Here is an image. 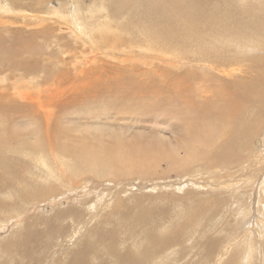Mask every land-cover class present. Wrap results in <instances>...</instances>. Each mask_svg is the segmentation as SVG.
<instances>
[{
	"label": "rangeland",
	"instance_id": "rangeland-1",
	"mask_svg": "<svg viewBox=\"0 0 264 264\" xmlns=\"http://www.w3.org/2000/svg\"><path fill=\"white\" fill-rule=\"evenodd\" d=\"M100 1L107 3L105 10L116 8V0ZM100 1L93 4L89 0H66V4L56 2L53 7L55 13L52 12L55 16L44 14L46 19L53 16L50 20H44V24L63 27L59 22H73L74 27L69 24L78 31L81 38H91L98 31H104H93L96 26L90 23L96 13L103 11V8L97 5ZM249 1L251 8L264 13V5L261 6L264 0ZM5 2L6 0L3 1L4 4ZM208 3L206 11L194 13L193 18L198 21V25L202 24L203 28L209 29V33H212L210 41L215 47L216 42L212 35H218L220 43L217 45L220 44V49L217 52L206 53L208 47H204L203 41L206 38H202L204 35L206 37L204 31L201 36L196 37L194 33L193 39L187 40L183 25L177 21L176 12L156 15L157 10L167 8L164 2L158 5L159 9L153 7L152 13L146 11L147 15L137 14L138 11L133 12L134 17L122 15L119 21L124 27H120L117 22V26H111L112 36L125 37V40L114 48L116 51L108 44H105L107 47H98V50L94 51L90 45H76L75 41L67 44L76 34L70 32L72 29L64 28L65 26L58 30L65 37H58L57 43L64 47H49L55 52L56 59L60 60L52 63L51 70L56 74L59 72L58 76L65 78L70 85L67 94L59 102L62 115L61 122L56 124V131L60 130L56 132L59 138L57 139L55 134L52 139L54 143L47 141L46 144L45 140H42L38 147L32 145L25 150L14 145L6 148L0 146V172L6 167L5 178L9 181L5 191L0 193L2 249L7 243L14 249L17 243L15 239L22 241L23 233L31 232L33 236L25 248L30 249V254L34 257H38V264H67L70 259L67 254L85 245L91 247L83 254L85 264H128L129 261L124 260L125 256L144 260L148 253H158L166 247L164 253L167 252V264H223L236 255L239 259L247 256L249 243L253 239L258 240L261 235L260 230L248 222V219H251L250 221L257 224L256 198L264 187V177L261 173L251 190V201L254 204L253 209L248 212L246 222L234 219L233 210L236 208V196L240 195L243 200L246 192V184H243L246 177L243 175L246 174L248 163L251 162L254 165H251L252 169L256 170L264 165V92L259 97L249 98L247 105L250 109H246L241 116L242 120L248 121L245 114L249 111V117L254 123L256 113H259L258 126L254 124L257 129L255 135L248 136L244 132L246 122H240L235 124L232 135L224 139L231 156L237 155L239 161L248 159L242 164L243 167L239 166L238 169L234 167L228 170V162H234L230 154V160L224 164L220 159L215 165L205 164L198 157L200 152L207 150L204 143L200 145V150H197L188 145L185 139L178 143L171 140L173 124L169 123L170 115H167V110L179 102L182 110H197L194 120L199 124L205 115L208 117L203 120L214 118L209 112L224 106L227 107L226 110H234L242 102V98L234 92L235 89L226 84V80L234 77L231 70L249 73L245 72L244 68L245 55L241 57L237 53L238 49H235V46L240 47L243 44L245 37L251 36L244 28L247 23L245 19H248L247 9L244 7L245 0H208ZM179 5L187 6L186 3ZM4 11L5 9L0 7V22L4 21L6 15L10 17V12ZM131 19L133 22H130ZM41 20H33V17L29 20L16 18L15 23L22 26L29 24L28 29H32L40 27L41 24H32ZM53 27V35H59ZM143 31L145 35L160 34L166 37L167 48H147L144 45L146 42L140 40ZM226 31L233 32V45L225 43ZM260 33L264 37V31ZM258 37L259 35L257 41ZM50 38L53 39H33L38 45L35 46L44 50ZM162 50L166 52L163 53ZM104 54L117 56L119 61L105 58ZM52 56L53 54H50L51 58H47V55H42L39 71L36 70L33 74L46 76L43 66L55 61ZM35 57L39 58V55ZM258 66L260 69L256 70L263 73L264 78V61L255 65ZM14 69L19 71L22 67ZM4 71L6 68L0 65V72ZM6 76L10 79L14 75L9 72ZM62 89H65L64 85ZM117 93L119 98L126 96L128 102L135 100L141 112L153 102H158L157 109L161 111L144 114L140 118L131 111H127V114L120 113L108 106L116 101ZM175 94L180 95L181 99L175 98ZM13 98L21 100L17 95ZM82 104L85 106L77 107ZM0 111H3L2 108ZM16 115L19 116L20 124L30 119L29 112L22 108ZM0 119V128H12L18 134L31 127L10 125L7 123L9 118L6 113L2 114ZM159 119L166 123L158 121ZM221 122L214 118L213 126L218 129ZM100 128L106 130L101 131ZM62 129L67 132L64 130L62 133ZM7 130L0 129V136L6 137L5 135L10 133ZM216 131L214 137L205 142L208 148L221 142ZM26 132L20 139L25 136L33 139V136ZM113 132L120 136L116 133L112 136ZM67 134L73 137V141L66 138ZM71 143L76 148L86 147L90 155H83V158L78 152L80 149L77 152L71 151ZM249 143L252 148L251 155L247 149ZM7 144L11 143L8 141ZM41 156L46 158L44 163L47 167L33 162L34 158ZM257 163L258 167L255 166ZM216 174L220 175L218 179ZM227 179H234L230 186L222 183ZM218 183L221 184L219 187ZM206 184L209 186L205 187ZM232 185L236 188L235 195L229 190ZM44 192L48 193L47 196L40 197ZM217 192L222 193L216 194ZM101 197L103 198L97 210L86 208L89 204H95ZM210 199L214 202L209 207V213L202 214L206 208L203 202ZM118 202L120 203L116 207ZM69 206L79 209L77 216L72 220L64 215L58 217V214ZM114 207L116 209H113ZM125 208L128 214L118 217L123 210V213L127 212ZM142 211H148L146 221L143 215L139 214ZM232 219V225L228 227L227 223H231ZM46 223L52 227H48ZM95 227L97 230L94 231ZM163 227L167 230H163ZM149 233L156 236V240L161 244L153 248V251L145 252L143 247L148 244L146 234ZM207 241L215 247L211 256L205 255L202 248L203 243ZM113 243L117 254L108 251ZM12 254L1 253L0 263L26 264L22 255Z\"/></svg>",
	"mask_w": 264,
	"mask_h": 264
},
{
	"label": "bare ground",
	"instance_id": "bare-ground-1",
	"mask_svg": "<svg viewBox=\"0 0 264 264\" xmlns=\"http://www.w3.org/2000/svg\"><path fill=\"white\" fill-rule=\"evenodd\" d=\"M3 1L4 0H0V7H3L5 9L4 12H7V13L10 12L9 13L10 17L6 15V17H4V21H2L3 20L2 18L1 20L2 22H0L1 24L0 25V65L6 68V71L0 72V108H2L3 110V111H0V116L6 113L9 118L7 120V123H9L10 125L11 124H13L14 126L19 125L21 127L23 125H26V127L27 126H31V127L26 128L24 133L20 131V134L12 130V128L8 130L4 127L0 128L2 131L3 130L10 131V133L6 131L8 133L7 135H5L6 137L0 136L1 148L11 147L12 145H14V147H19V149L25 150V148H28L29 146H32V145L33 147L37 146L38 143H40V141L42 142V140H45V143L47 144L48 143L47 141L51 142L53 137H55L56 132L60 131V130L56 131L57 129L56 124L61 122V119H62V115L59 111V102L61 98H63L67 94L70 85L65 78H60L58 76L59 72L56 74L51 70L52 63L55 64L57 62H60V60L56 59L55 52H53V50H50L49 47L52 48L54 46V47L61 48V49L64 47L57 43V38L60 36H64V34L59 33L58 30H61V28H63L64 26H65L64 28L66 29H69V30L72 29L70 30V32L73 31L76 34L75 37L72 38V40L67 42V44H72V41H75L76 45H80V44L81 45L84 44L86 46L90 45L92 51L98 50V47L100 48L107 47L105 44H108V46L112 45L113 48L112 47L110 48L116 51V49L114 48H116V46L119 45V43H122L125 40V37L112 36L111 26L112 25L117 26V23H118L120 27L121 26L124 27V24H121V21H119V18H121L122 15L126 14V15H129L130 17H134V15L132 14L133 12H137V11H138L137 14L147 15L146 11L149 10V13H152V11H154L152 10L153 7L158 8V5L164 2L167 8L165 10L164 9L157 10L156 15L159 13H163V12H166V13L176 12L178 14L177 21L180 22L181 25H183V29L185 30V37H187V40L191 38L193 39L194 33H196V37L201 36V32L204 31L206 34V37L204 35L202 36V38H206L205 40H203L205 44L204 47L205 46L208 47L206 50L207 51L206 53L217 52L220 49L219 47L220 44L219 46L217 45L218 43H220L219 42L220 39L218 40L217 38L218 35H215L214 33L212 35L214 41L216 42V47H215L214 45H212L213 43H211L210 41L211 40L210 36L212 33H209V29L203 28L202 24L198 25V21L193 18L194 13H202L206 11L207 5L209 4L208 0H168V1H164V0H116L115 2L116 8L109 9V10H105L107 6L106 2H102L100 0H89V2H91L92 4L94 2L100 1V3H98L97 5L103 8V11H100L94 15L90 23L96 26L93 29V31L96 29H100L104 31H98L96 34H93V37L91 38H81L78 31L73 29L74 27L73 22H69L71 25H73V27H71L70 24L67 23L66 21L59 22L63 25V27H59V26L53 27L50 24H44V20H50L52 19L51 17L55 16L53 15L55 13L53 11L54 4L56 2H60L61 4H66V0H6L5 4L3 3ZM182 3H186L187 6L184 7L182 5H179ZM249 3H250L249 0H245L246 6L244 7L247 9L248 19H245L247 23L244 28H245V32H250L251 36L245 37L243 39L244 42L241 45L242 47L235 46L236 47L235 49H238L237 50L238 55H240L241 57H243V54L245 55L246 65L244 66V68H245V72H249V73L247 74L244 72L237 73V70H231V72H234V77H232L231 79L228 78L226 80V84L230 85L231 88L235 89L234 92L238 94V97L242 98V102L234 110H226L227 107L224 106L220 108L218 107L219 109H217L216 111L214 110L208 113L209 115L213 114L212 117L217 118L222 121L218 129L213 126L214 118L203 120L208 117L207 115L201 118L202 121L199 124H196L194 120V116L197 113V110H195V108H192L190 110H182L181 106H179V102H176L175 107L167 110V115H170L169 123L173 124L172 125L173 130L171 132L173 136L171 140H176V142L178 143L181 139H185L186 140L185 142H187L188 145H191L194 149H197V150H200V145L204 143V146L207 150L206 152H203L204 155L202 152H200L198 154V157L201 158L202 162L205 164L208 163L210 165H215L216 163H218L219 159L222 160L224 164L228 162L230 158L232 157L234 162H231V163L228 162V170L234 167L238 169V167L242 166L243 163H246L248 159L244 158L243 160L239 161L237 155L231 156L230 151L228 150V144L224 142V139L232 135L235 124L240 123V122H246V128L244 132H246L248 136L253 137L255 135V132L257 129L254 128V124H257L258 126L259 113H256L257 118H256V122L254 123H253V119L251 121L249 117L250 116L249 111H247L245 114V117H247L248 121L242 120L241 116H242V113L246 109H250V107L247 105L249 98L259 97L264 92L263 73H258L256 70V69L259 70L260 66L255 67V65L257 66L259 65L260 62L264 61V37L260 33V31L262 32L264 31V13H262L261 11L256 12L254 10V7L252 8L250 7L251 5ZM263 5L264 4H261V6ZM49 8H51V10H49ZM140 10H142L141 13H140ZM76 12L78 13L79 11L77 10ZM47 13H50L53 16H51L50 18L48 17V19H46L47 17L44 18L43 15ZM33 14H36V15H33ZM31 17H33V20H35V18L42 19L41 21H37V23L32 24V25L41 24V26L37 28L34 27L32 29H28L29 24L22 26V25H18L17 23H15L16 18H20V19L22 18V19L29 20V18ZM130 22H133V20L131 19ZM52 27L59 33V35H55V36L53 35L54 31L51 30ZM257 27H260V28L257 29ZM226 32L227 34L224 40L226 44L230 45L232 44L231 37H232L233 32H228V31ZM252 34H255L256 36L253 37ZM140 35L142 36V39L140 40L145 41L146 43L144 45L149 49L150 48L151 49H163V48L166 49L167 48L166 37H164L163 35H160V34L145 35L144 31ZM258 35L259 37L257 41L256 39ZM47 37H52L53 39L50 38V41L48 42L49 44L46 46V49L40 50L38 47L35 46L37 44L34 43L33 38H43L45 40V38ZM235 38L237 39L238 37L235 35ZM162 51L163 53L166 52L165 50H162ZM65 52L66 51H63V53ZM44 54L48 56L47 58H51L49 57V55L53 54L52 58L55 61L48 62L49 64H46L45 66H43V72L46 74V76H42V75L37 76L36 75L37 73L36 74H33V73H35L36 70L39 71L40 58ZM35 55H39V58L35 57ZM114 56H116V54H114ZM104 57L105 58L109 57L111 59H118L117 56L113 57L108 54H104ZM18 67H22V70L17 71L14 69ZM9 72L13 73L14 75L10 79L7 78L6 76ZM232 74L230 73V75ZM226 76L228 75L226 74ZM63 85L65 89H62ZM15 95H17V97L21 100L14 99L13 96ZM206 95H210V93H206ZM118 96H119L118 93L115 94L116 101L110 103L108 106L109 108L116 109L120 113L127 114L128 113L127 111H131L133 112V114H135L136 116H139L140 118L141 115L148 114L151 112L161 111L157 109L158 104L156 103L158 102L156 103L153 102L152 104H149V107H146V108L144 107L142 109L143 111L141 112L138 110V108L140 107L138 106L135 100H132V102H128V98L126 96L122 98H119ZM175 96H176L175 98L178 97L181 99L180 95L175 94ZM187 105L191 106L189 104ZM223 105H228V104L223 103ZM84 106L85 104H82L77 107H84ZM20 108L28 111L29 116H30V119L25 121L23 124H20L18 122L19 116L16 115V113L17 114L19 113ZM1 121L2 120L0 119V122ZM158 121H163L162 123L164 124L166 123L162 119H159ZM10 127H13V126H10ZM21 127H16V128L20 129ZM64 130L66 131V129H62V133ZM100 130L105 131L106 129L100 128ZM215 131H216V135L218 136L221 142L217 144L216 146L214 144L208 148V146L205 145V142L208 139H211L214 137ZM25 132L32 135L33 139H28L26 138V136H25L26 139L25 138L20 139V137L24 136ZM62 133L60 135H62ZM115 133L113 132V134L111 135L114 136ZM93 135H96V134H93ZM111 135L110 137H112ZM57 136H59V134L58 135L56 134V138ZM117 136H120V135L117 134ZM27 137H29V135ZM62 138L63 137H61V140ZM66 138H70V141H71L73 137L67 134ZM84 138L85 137H82V139ZM31 140H34V141H31ZM8 141L9 143H11L10 145L7 144ZM11 141H14V142L12 143ZM34 142H36L37 144H34ZM81 144L82 142L80 143V145ZM68 145L70 147V144ZM71 146H72V143H71ZM70 149L71 151L73 150L76 152L77 150L80 149V151L78 152L79 154H81V156L83 155L85 156L86 154H88L86 147H83L81 149L79 147L76 148L72 146ZM247 149H248L249 155H251L252 148L250 147V143ZM173 151H175V149ZM229 154L231 157H229ZM31 155H33V152ZM36 158L33 159V162L35 164H41L43 167H47V164L44 163L46 159L45 157L41 156V157H36ZM258 163L260 164V162ZM258 163L255 166L258 167ZM251 165H253L251 164V162L248 163V165L246 166L247 169L245 170L246 174L243 175V177H246L243 180V184H246V186L244 187L246 189V192L244 193V198L242 200L240 195L236 196L235 201H234L236 208L233 210L234 219L245 221V222H246L248 212H250L251 209H253V204H254L251 201L253 200V196H252L253 191L251 192V190L254 186V183H256L259 173H261L262 176L264 177V165L261 168L259 167L258 170L252 169ZM0 173L3 174V175H0V193H1L5 191L6 185L8 184L9 181L5 178L6 167ZM215 176L218 179L220 175L216 174ZM233 180L230 181L229 179H227L223 181L222 183L224 184L227 183L230 186ZM220 185L221 184L218 183L217 187H219ZM208 186L209 184H206L205 187H208ZM263 186H264V183H263ZM212 187H215V186H212ZM229 190L231 191V193L235 195L236 188L234 186L231 187V189ZM218 193H222V192H217L216 194ZM47 194L48 193L44 192L40 194V197L47 196ZM102 198L103 197L96 200L95 204H92V205L89 204V207H86V208H88L89 210H92V209L97 210ZM116 202L117 200L114 203ZM213 202L214 200L211 201V199L208 201H204L203 205L206 208L203 209L201 213L202 214L209 213V210H210L209 207L212 206ZM119 203L120 202L117 203L116 207L119 205ZM256 204H258L257 205L258 207L256 209L258 212L257 224H254L253 223L254 221H250L251 219H248V222L251 223V226L255 225L257 229L260 230L261 232L260 238L258 240L253 239L249 243L248 252H247L246 257L242 256L239 259V256L236 255L233 258L226 260L223 264H264V187L260 189L258 193V197L256 198ZM78 205L80 208L81 207L80 204ZM116 207H114L113 209H116ZM78 210L79 209L69 206L65 211L60 212L61 214H58V217L59 215H64L66 217H69L70 220H72L73 217L77 216ZM123 211L122 213L118 215V217L128 214L127 209H126L127 212L123 213ZM147 213L148 211H142L139 213L143 215V218L145 221H146ZM232 222H233V219L231 223L229 222L227 223V226L228 227L231 226ZM259 222L261 224H259ZM46 225L48 227H52L49 223H46ZM93 230L95 231L97 230V228L95 227L93 228ZM163 230H167V228L163 227ZM32 236L33 235L31 234V232H24L22 241H19L18 238L15 239V241L17 242L15 245L13 244L15 250L10 248V244L7 243L6 245L4 244L6 246V247L4 246V249L0 247V254L1 253L6 254L8 252L11 254L16 253L14 255L17 256L19 254V255H22L26 259V262H25L26 264H38L37 262L39 261L38 257L37 258L34 257V255L30 254V249L25 248L27 245L30 244ZM156 239L157 237L154 236L153 234L151 233L146 234V241L148 242V244H146V246L143 247V251L145 252L153 251V248L160 246L161 243L158 242ZM43 247L46 248V245H44ZM202 248H204L205 255L207 256H211L215 252L214 244L211 243L210 241L203 243ZM90 249H91L90 246L85 245V246L80 247V249L78 250H74L70 252L69 254H67L68 256H70L69 262L67 264H85L83 254H85ZM166 250H167V247L164 251H161L158 253H148V255H146L144 260H140L138 258H130L128 256H125L124 260L129 261L128 264H142V263L143 264H167V252L164 253ZM108 251H110L113 254H117L114 243L111 244L110 249ZM88 253H90V251ZM108 260H110V257H108ZM0 264H3V263H0Z\"/></svg>",
	"mask_w": 264,
	"mask_h": 264
}]
</instances>
